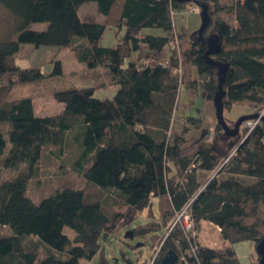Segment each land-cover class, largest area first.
<instances>
[{"label": "trees", "instance_id": "1", "mask_svg": "<svg viewBox=\"0 0 264 264\" xmlns=\"http://www.w3.org/2000/svg\"><path fill=\"white\" fill-rule=\"evenodd\" d=\"M226 1L0 0L13 20L12 31L0 40V157L13 172L0 180V264H91L100 251L99 239L107 240L121 220L130 224L149 210L152 198L159 200L161 225L151 223L133 230L132 236L159 231L185 210L195 231L200 223H210L229 243L216 249L181 231L163 243L165 255L173 250L189 264H240L231 245L250 241L256 246L264 236L262 125L243 141L239 133L226 136L217 121L210 140L205 130L189 143L169 135L182 88L192 85L196 96L213 101L217 68L205 58V40L213 34L220 48L209 58L228 65L224 109L241 105L256 113L264 105V0ZM88 2L96 4L102 22L79 14ZM187 4H206L212 14L202 38L197 31L174 30L173 13ZM35 23L46 24V29L32 30ZM106 23L124 28L114 48L100 45ZM154 29L162 33L153 34ZM182 38L187 47L179 49ZM24 44L70 49L87 75L98 77L104 71L116 92L97 99L92 84L54 91L52 97L63 109L44 117L35 114L31 97L4 99L16 85L45 79L38 68L16 64ZM142 50L154 63L132 58ZM52 64L50 76H62L61 63ZM179 65L194 68L197 76L182 83ZM188 122L200 129L199 119ZM68 135L78 150L74 169L86 182L112 192L125 212L109 214L101 202L74 187L58 188L38 201L27 195L44 150L60 151ZM229 155L223 165L228 164L227 175L203 186L198 173L212 172ZM172 169L176 181L168 175ZM96 264L109 263L101 254Z\"/></svg>", "mask_w": 264, "mask_h": 264}, {"label": "rangeland", "instance_id": "2", "mask_svg": "<svg viewBox=\"0 0 264 264\" xmlns=\"http://www.w3.org/2000/svg\"><path fill=\"white\" fill-rule=\"evenodd\" d=\"M231 3L230 0L226 1ZM193 10V11H192ZM79 14L83 16H93L96 21L102 22L103 16L97 12V7L94 2L83 4L79 9ZM211 14V13H210ZM212 15V14H211ZM214 18V16H211ZM174 30L177 34H190L198 30L200 26V9L198 5H186V8L181 11H175L172 15ZM12 18L6 10L0 6V40L6 38L12 31ZM46 24L35 23L31 25L32 30L43 31L46 29ZM161 34L160 29H154L153 34ZM124 35V28H119L110 23H106L104 32L100 39V45L105 48H114ZM179 49L187 47V42L184 38L180 40ZM169 49L167 50V52ZM145 50L140 54H136L132 58L137 63H154L155 59L150 60ZM16 64L22 69L36 67L45 77L44 80L26 85H16L12 88L9 95L4 96V99L11 100L24 96L31 97L34 112L37 116H52L59 114L63 104L56 102L52 93L57 90H67L71 88L81 89L96 86L94 97L97 99L111 98L116 92L117 87L111 85V81L104 71H100L98 77L87 75L90 72L83 71L82 66L78 64L72 51L68 48L59 46H39L34 47L29 44L21 46L19 53L16 55ZM166 63L164 59H160ZM52 61H59L62 65L63 75L59 77H51L53 68ZM161 62V61H160ZM179 80L182 83H187L190 79L197 76L196 70L189 65H179ZM182 66V67H181ZM92 77V78H91ZM92 81V83H91ZM92 84V85H91ZM185 85V84H184ZM195 90L192 85H186V89L182 88L177 101L174 121L170 127L169 135L171 137L178 136L184 138L188 143L199 136L201 130H205L208 138L214 133L216 119L212 102H207L198 94L195 95ZM250 109L246 106L233 105L229 110L224 109V120L229 127H233L235 121L242 115H248ZM252 112V111H251ZM251 112L249 114H251ZM253 113V112H252ZM257 113V112H256ZM189 118L199 119L200 129H196L194 125L188 122ZM198 123V122H195ZM2 130L4 126H2ZM241 140L245 137L246 131L239 128ZM75 141V140H74ZM77 145L69 138L65 139L60 151L56 147H48L44 150L41 161L38 164L35 176L28 182L27 195L34 201L52 194L56 189L61 187H74L82 189L85 195L90 200L101 202L103 208L109 213L125 212V207L122 206L120 200L116 198L112 192L99 189L98 187L86 182L82 175L77 172L73 163L77 154ZM233 154V152L231 153ZM230 154V155H231ZM230 155L224 159L212 172L209 174L198 173L201 181L205 184L212 178H221L227 175V168L223 167L230 158ZM225 166V165H224ZM223 168V170H222ZM13 175L11 170L3 167L0 157V180ZM169 176H172L174 181L177 180L175 171L172 169ZM162 203L165 200H161ZM159 200L152 198L150 201L149 210H143L138 213L133 222L123 225V222L117 224L116 229L107 240L99 239L100 251L97 257L91 262L96 264L101 254L105 257L109 264H151L162 254L163 243L185 229V213L178 214L166 226L161 227L159 231H149L144 236H132L128 234L133 230L145 228L151 223L160 224L159 215ZM151 216V217H149ZM122 225V226H121ZM194 227V224H193ZM188 230V234L196 238L197 242L204 246L222 248L224 241L221 238L219 230L211 226L209 223H200L196 231ZM64 232L73 237V232L65 229ZM219 233V234H218ZM127 235V236H126ZM158 236V237H156ZM156 237V238H154ZM153 238V239H152ZM226 244H229L225 241ZM215 244V245H213ZM240 264H257V254L255 246L250 241L237 242L231 245ZM40 254H44L43 249ZM155 257V258H154ZM189 264L187 259L181 254L178 256L176 263ZM85 264V263H84Z\"/></svg>", "mask_w": 264, "mask_h": 264}, {"label": "water", "instance_id": "3", "mask_svg": "<svg viewBox=\"0 0 264 264\" xmlns=\"http://www.w3.org/2000/svg\"><path fill=\"white\" fill-rule=\"evenodd\" d=\"M186 1L192 2V0H186ZM198 7L200 9V26L197 30V34L199 38H202L204 30L210 23V14L208 12V6L206 4H200L198 5ZM205 43L207 46V50L205 52L206 62L210 65L216 66L217 68L218 87L212 101L214 113H215V119L217 121V124L222 128L226 136L234 137L239 133V128L244 121L257 119L259 115L257 113L242 115L235 121L232 128L227 125L223 115L224 105L222 98L225 95V91L222 88V83H223L224 75L228 69V65L225 63L213 61L209 58L211 54L216 53L220 48L219 38L216 35L213 34L208 36L207 39L205 40ZM260 121L262 123V127L264 128V117L260 118ZM129 236L132 237L131 234H129ZM255 252L258 256L257 264H264V236L256 244ZM177 260H178V255L173 250H170L165 256L161 258L159 264H176ZM181 264L184 263L182 262Z\"/></svg>", "mask_w": 264, "mask_h": 264}, {"label": "built area", "instance_id": "4", "mask_svg": "<svg viewBox=\"0 0 264 264\" xmlns=\"http://www.w3.org/2000/svg\"><path fill=\"white\" fill-rule=\"evenodd\" d=\"M193 11V10H192ZM257 114L259 115L258 116V118L257 119H254V120H247V121H244L243 123H242V129L244 130V131H246V135H245V137L242 139V141L258 126V125H260L261 124V122H260V118H262V117H264V105L260 108V110L257 112ZM185 213V210L182 212V213H180V215L181 214H184ZM186 215V217H185V222H184V228L185 229H183V231L186 233V234H188V230H192V227H193V222L191 221V219H190V217L187 215V214H185ZM218 229V228H217ZM194 230V229H193ZM219 230V229H218ZM191 237H193V236H191ZM213 245H215V244H213ZM194 251H195V248H193V247H191L190 249H189V252L190 253H192V254H194ZM155 258V257H154ZM154 263V259L152 260V262H151V264H153Z\"/></svg>", "mask_w": 264, "mask_h": 264}, {"label": "crops", "instance_id": "5", "mask_svg": "<svg viewBox=\"0 0 264 264\" xmlns=\"http://www.w3.org/2000/svg\"><path fill=\"white\" fill-rule=\"evenodd\" d=\"M233 107V106H232ZM62 109H63V107H62ZM251 112V111H250ZM250 112H247L246 114H249ZM252 113V112H251ZM210 173V172H209ZM209 173H204V175H203V177L205 176V174H206V176H207V174H209ZM202 223H207V222H202ZM210 224V223H209ZM211 226H213V227H215L214 225H212V224H210ZM217 228V227H216ZM219 234V233H218ZM220 235V234H219ZM224 245H226V243L224 242ZM209 246V245H208ZM209 247H213L212 245H210Z\"/></svg>", "mask_w": 264, "mask_h": 264}, {"label": "bare ground", "instance_id": "6", "mask_svg": "<svg viewBox=\"0 0 264 264\" xmlns=\"http://www.w3.org/2000/svg\"><path fill=\"white\" fill-rule=\"evenodd\" d=\"M261 122V121H260ZM261 125H262V123H261Z\"/></svg>", "mask_w": 264, "mask_h": 264}]
</instances>
